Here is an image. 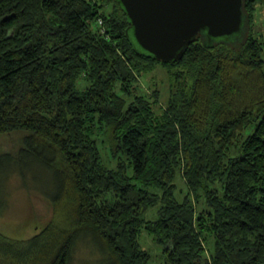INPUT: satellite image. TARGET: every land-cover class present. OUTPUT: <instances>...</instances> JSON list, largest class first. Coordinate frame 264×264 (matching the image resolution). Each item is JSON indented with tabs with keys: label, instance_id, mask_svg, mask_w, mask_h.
I'll list each match as a JSON object with an SVG mask.
<instances>
[{
	"label": "trees",
	"instance_id": "1",
	"mask_svg": "<svg viewBox=\"0 0 264 264\" xmlns=\"http://www.w3.org/2000/svg\"><path fill=\"white\" fill-rule=\"evenodd\" d=\"M260 3L243 0L240 39L201 31L164 62L118 0H0V135L26 134L0 172L50 173L61 213L29 240H0V264H71L88 236L108 264H153L142 231L162 264H264ZM155 64L173 81L166 104L142 87Z\"/></svg>",
	"mask_w": 264,
	"mask_h": 264
},
{
	"label": "rangeland",
	"instance_id": "2",
	"mask_svg": "<svg viewBox=\"0 0 264 264\" xmlns=\"http://www.w3.org/2000/svg\"><path fill=\"white\" fill-rule=\"evenodd\" d=\"M98 22H102V18ZM247 23V20L243 17L241 29L231 36L210 38L207 31L205 35L213 43L234 41L236 38L238 40L243 35L248 34L249 26ZM251 30V34L264 44L263 3L257 5ZM172 83L168 68L161 64H155L154 68L145 76L142 87L147 89L150 95L156 94L158 97L160 96L158 98L159 103L166 104L171 94ZM25 135L21 131L1 134L0 154L9 153L15 155L23 146ZM18 169L20 171L25 169V165L18 166ZM35 171L37 176L29 175L28 172L25 173L23 178L15 168L1 170L0 204L3 205V208L0 210V240L17 239L26 241L39 233L47 223H57L61 220V213L55 210V207L49 201L46 191L49 185L53 188L50 173L45 172L42 175L38 169H35ZM26 175L27 179L25 178ZM180 177L178 184L186 190V184ZM145 240L152 244V252L155 256L153 264H162L163 255L161 249L155 245L147 232L142 231L141 242L143 243ZM96 243L92 236L82 239L75 251L71 264H108L104 258L106 256L105 252Z\"/></svg>",
	"mask_w": 264,
	"mask_h": 264
},
{
	"label": "water",
	"instance_id": "3",
	"mask_svg": "<svg viewBox=\"0 0 264 264\" xmlns=\"http://www.w3.org/2000/svg\"><path fill=\"white\" fill-rule=\"evenodd\" d=\"M132 23L137 45L156 59L181 60L204 31L210 38L241 29L243 0H118Z\"/></svg>",
	"mask_w": 264,
	"mask_h": 264
},
{
	"label": "built area",
	"instance_id": "4",
	"mask_svg": "<svg viewBox=\"0 0 264 264\" xmlns=\"http://www.w3.org/2000/svg\"><path fill=\"white\" fill-rule=\"evenodd\" d=\"M101 24H102V22H101Z\"/></svg>",
	"mask_w": 264,
	"mask_h": 264
}]
</instances>
